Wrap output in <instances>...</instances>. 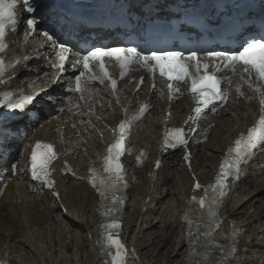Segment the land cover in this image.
<instances>
[{
	"label": "snow or ice",
	"instance_id": "1",
	"mask_svg": "<svg viewBox=\"0 0 264 264\" xmlns=\"http://www.w3.org/2000/svg\"><path fill=\"white\" fill-rule=\"evenodd\" d=\"M17 2L18 0H0V53L7 50L8 45L5 41L9 29L15 31L17 26L18 17L15 11ZM23 5L28 13L36 11L29 0H23ZM26 22L28 28L35 31L37 20L33 17L27 19ZM44 35L49 40L53 39L47 32ZM59 48V67L63 70L67 60L65 53L68 49L63 44H60ZM208 56L211 60L210 63L202 62L196 52L185 57L180 51H152L145 55L135 47H94L76 61V65L80 66L82 71L74 77V85L69 88V91L79 93L80 99L84 100L86 95H91L92 92L96 91L89 88L90 84L97 82L104 84L107 81L110 84L112 95L116 97V103L119 104L117 80L108 71L106 58L113 59L118 63L121 69L120 78L126 75L131 65H142L153 75L158 72L161 77L168 81L169 99L180 91L178 87H173L174 81L189 83L188 92L195 107L192 110L193 114L188 117L185 124L189 121L195 123L199 119L205 118L207 110L210 109L215 112L217 102H227V93L221 87L224 78L219 73L228 69L236 74L237 67H240L239 79L249 89L257 93L261 115L246 132H241L227 149L213 182L208 185H201L197 181L194 184L193 191L203 189L204 195L199 198L193 196L188 203L198 205L205 215L194 220L186 211L182 216L188 226L187 236L191 246L190 257L200 255L196 251L195 244L199 242L200 237L204 238L207 250L203 254L202 261L197 262V264H232V260L238 253L237 237L239 230L233 227L230 237L232 243L228 247L217 244L214 240V234L222 225L219 210L223 204V198L227 195L229 180H239L242 174L241 165L248 164L256 155L257 150L264 151V35L242 41L234 51H213L208 53ZM11 67H13L11 64L0 59V78H3ZM253 76L258 83H253ZM227 82L231 84V79H228ZM235 90L238 94L244 95L241 86L238 85ZM14 95L12 91L0 92V107L20 110L21 113L35 111L42 114L41 109L28 107L41 103L37 99L40 93L21 95L19 98H14ZM147 110L148 105H142L139 113L131 116L127 115V109L124 110V119L113 130L115 133L114 141L108 145L106 154L99 157L101 167L99 169L93 167L89 170L91 174L89 182L99 193L102 202L110 198L107 193H114L120 186H126L125 168L121 163V157L129 151L127 138L132 124L139 121ZM188 131L195 132L196 129L167 128L162 142L163 147L166 149L168 147L176 148L180 145L186 146ZM143 156L145 153L141 152L137 156V161L140 162ZM56 158L57 153L54 145L37 141L32 146L29 158L31 178L42 183L45 187H53L54 181L51 179L52 170L50 166ZM188 159V155H185V160ZM12 167L15 170L16 166L13 165ZM156 167H160L159 160L156 161ZM65 168L71 171L67 163ZM54 195L58 194L54 193ZM111 201L114 206L112 208L101 204L103 211L100 214L109 218L101 223V239L97 242L104 255L102 264H130V260L136 259L135 250L128 249L119 238L121 223L119 218L114 215V212L120 210L119 205L123 204V198L113 195ZM202 225L203 230H201ZM194 228L195 231H193ZM211 249H218L220 253L218 259L211 257ZM189 264H191V259H189Z\"/></svg>",
	"mask_w": 264,
	"mask_h": 264
},
{
	"label": "bare ground",
	"instance_id": "2",
	"mask_svg": "<svg viewBox=\"0 0 264 264\" xmlns=\"http://www.w3.org/2000/svg\"><path fill=\"white\" fill-rule=\"evenodd\" d=\"M100 109H102V113L100 115H103L105 114V109L108 108L107 106H105V108L100 107ZM224 112L225 116L221 120L222 122L220 127L214 131L211 137L212 140L203 148L205 150L198 151L195 159L193 160L195 169L194 172L197 173L199 179L203 183L207 182L213 176L215 169L218 166L220 156L223 154L228 136L231 134L233 136L236 135L237 132L234 131L239 130L242 125H249L251 122V118L253 117V114L247 111L244 103L230 106L226 108ZM108 121H111V119H108ZM91 126L92 125L88 123L85 126H83L82 124L83 128L81 127L82 130L86 133V136L84 137L90 136L92 138V142H95L92 143L89 147V151L87 154L88 157H83L87 160L89 156L94 154V150L98 149L101 146L100 139H96L97 136L100 134V132L104 134V137L106 134L104 130H101L99 128L86 130ZM48 127L54 128V124L44 127L43 130H47ZM149 135L150 133L144 134L143 139L145 141H153V133L152 138H150ZM104 137H102V139ZM73 149L75 152L76 149ZM181 155H175L173 160L170 159V156L169 158H166L168 168L165 169V175L163 177H159L163 186L162 188H160V185L158 184L160 182L153 181L154 187L157 186L160 188V190L155 192L152 197V200L156 203L158 199L156 195H158L159 191H162V193L165 194L161 198L160 202L164 204L165 199L169 200V202L166 203V208H170L172 205L176 204L172 215L167 216V219H165L166 221L174 220L178 224L180 230V242L178 246L180 247L179 249L182 251V253H180V251L177 254L178 256H180V259H177L175 261L176 264H185V259L190 252L189 241L185 234V225L181 222L180 218L182 210L184 209L186 204V197L190 193L194 181L191 173L183 164ZM176 160H178L177 164H175ZM153 167L154 164L147 165L146 170H140L137 173L138 179L141 180V183L134 184L133 190L130 191V197L133 203L132 207L135 206V201L139 204H142L137 211V214L134 215V221L132 225L128 226L125 223L123 234L129 241L128 243L134 245L137 248V244L133 243V237L138 236V233L140 234L144 230L143 226L147 227V224L149 223L147 220H145L146 218L143 219V221H140V217L146 214H149L150 216L152 212L150 208L153 205L149 206L150 208L145 211L147 205V203H145V200L148 196L151 195L150 187H152V181L148 179V172L153 171ZM255 171H257V169ZM84 173L85 172L81 173V178L77 181H69L67 184H65L64 181H60L62 183L57 189V196L54 195V192L40 191L36 189L34 186L28 183L25 178H16L14 182L10 184L6 195L0 201V232H5L6 235H4L7 242H14L17 238H21L22 240L26 241L29 247L30 254L34 255V257L36 258V261L35 259L33 261H31L30 259L29 262L27 260L28 264H45L43 262L42 255L44 253V250L46 249V244L42 242L41 239L42 227L49 221L55 220L58 224L59 229L61 230L59 234L60 239H62V237L66 238L69 233L68 231H66V227L73 226L71 221L68 219V216H66V212L67 210L71 211L72 209L77 208L79 214H81V218L83 217V221H81L82 219L80 218V225L83 226L86 232V253L84 256L83 264H102L95 257V238H97L98 236V228L100 222L97 211L99 201L96 194L92 190H90V188L84 182ZM160 173L161 172L158 171V174ZM253 173L246 178L245 193H241L242 199L237 201V203H235L233 207H230L229 205L225 207V214L229 223L235 222V215L239 213L238 211L243 206L246 205L248 206V208L252 209V202L257 205L255 213L258 215V219L264 215V182L259 184L260 177H258L257 179L253 178ZM28 185L31 187H29ZM66 185L67 188L65 189L64 186ZM168 185H170V188L165 189V187H167ZM136 193H138V197L135 196ZM10 195L13 198L9 203H7L6 201L10 198ZM246 195L251 196V199L245 200ZM21 198L23 199L21 203H19L18 201ZM55 202H57V204ZM61 202L63 204V208ZM56 206H58V208L52 209V207ZM83 206L85 207L83 208ZM160 208L161 211H164L165 209H163L162 206ZM55 211H58L57 217L53 219L52 213H54ZM127 211L129 212L128 209ZM170 225H172V223H170ZM241 227L245 228L247 231L249 224H243ZM246 234L250 238V232L247 231ZM33 236L34 238H32ZM8 249L9 248L6 246L0 249V256H4ZM9 255L12 258L11 253ZM11 262L12 264H19L16 262V260H11ZM143 264L147 263L144 261Z\"/></svg>",
	"mask_w": 264,
	"mask_h": 264
},
{
	"label": "rangeland",
	"instance_id": "3",
	"mask_svg": "<svg viewBox=\"0 0 264 264\" xmlns=\"http://www.w3.org/2000/svg\"><path fill=\"white\" fill-rule=\"evenodd\" d=\"M65 183L67 184V182ZM64 188L66 189L67 185L64 186ZM168 188H170V185L165 187V189ZM241 193H245V191H240L231 199L229 204L230 207H233L237 201L242 199ZM164 194L165 193H162V191H159L158 195H156L158 198L156 203L161 201ZM135 196L138 197V193H136ZM245 197V200L251 199L249 195ZM12 198L11 196L10 200ZM22 199L23 198L18 202L21 203ZM164 201V204L161 202L158 203V205H156V203L153 204L152 207L155 208L154 214H150V216L146 214L140 217V221L146 218L145 220L149 223L147 227L143 226L144 230L140 234L138 233V236L133 237V242L137 244L138 248L143 253L147 264H176L175 261L180 259V256L177 255L181 251L178 246L180 242L178 224L174 220H165L167 216L172 215L176 204L172 205L170 208H166V203H168L169 200L165 199ZM141 204L142 203L139 204L135 201V206L132 207L133 203L132 200H130L128 205L129 212L127 211L128 214H126L125 217L126 225H132L134 215L137 214ZM161 206L163 209L165 208L164 211H161ZM84 207L85 206H83V208ZM55 208H58V206L52 207V209ZM256 208L257 205L252 202V209L245 205L238 211L239 213L235 215V222L239 225L249 224V229L251 231L250 238L247 241L246 264H264V215L258 219V215L255 213ZM57 212L58 211L52 213L53 219L57 217ZM66 216H68V219L73 225L66 227V231L69 232L66 238L62 237V239H60L59 234L61 230L55 220L49 221L42 227L41 239L42 242L46 244V249L42 255L45 264H83L86 253V232L83 226L80 225L81 214H79L77 208L71 211L67 210ZM81 219V221H83V217ZM170 223H172V225H170ZM4 234V231L0 232V249L5 246L8 247L13 261L16 260L19 264H28L27 260L29 262L30 259L31 261L34 259L36 261L34 255L30 254L26 241L17 238L14 242H7L5 238L6 234ZM32 238H34V236ZM180 253H182V251Z\"/></svg>",
	"mask_w": 264,
	"mask_h": 264
}]
</instances>
